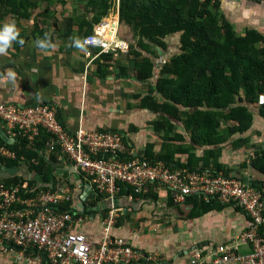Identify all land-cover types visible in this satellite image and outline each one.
<instances>
[{
    "label": "crops",
    "instance_id": "obj_1",
    "mask_svg": "<svg viewBox=\"0 0 264 264\" xmlns=\"http://www.w3.org/2000/svg\"><path fill=\"white\" fill-rule=\"evenodd\" d=\"M221 1L228 20L239 33L254 29L264 35V3ZM16 7L17 12L11 6L0 8V23L14 21L17 39L24 41L21 45L13 40L0 52V102L19 106L53 105L71 132L79 126L123 130L127 147L149 158H170L171 163L182 167L230 174L255 187L264 181V173L252 165L264 151V115L256 102L248 105L253 117L249 129L229 134L228 128H219L220 136L224 137L221 143H196L185 124L187 113L194 109L180 106L182 112L173 117L153 107L163 103L150 89L158 79L162 64L159 63L167 50L153 49L154 57L159 58L154 77L139 80L135 56L130 52L133 34L129 29H120L119 38L129 43L128 51L103 54L86 70V49L73 46L72 41L82 43L102 23L118 26L119 6L111 8L99 22L94 21L97 9H92L89 0H21ZM112 9H116L114 16ZM45 34L54 46L36 47L34 42L44 39ZM9 71L15 73V85L8 80ZM45 156L46 171L50 170L48 181L70 193L73 203L80 202L78 208L88 218L78 228L97 242L101 221L107 213L106 203L96 198L88 182L73 173L60 155L46 153ZM20 172L31 174L25 177L41 179L24 164ZM2 177L10 175L0 173ZM153 195L121 194L118 198L121 209L112 230L113 235L128 239L143 255L157 258L146 264H188L193 249L212 253L219 245L234 242L249 221L233 205L207 204L199 196L175 203L171 191L163 187L154 190ZM19 252L12 244L0 249V264H20Z\"/></svg>",
    "mask_w": 264,
    "mask_h": 264
},
{
    "label": "built area",
    "instance_id": "obj_2",
    "mask_svg": "<svg viewBox=\"0 0 264 264\" xmlns=\"http://www.w3.org/2000/svg\"><path fill=\"white\" fill-rule=\"evenodd\" d=\"M116 28L117 25L102 23L82 39L88 59L86 70L103 54L128 51L129 43L119 38ZM257 104L264 105V92L258 95ZM0 127L1 157H18V152L2 141L3 134L16 143L25 140L30 147H36L45 136L44 152L60 155L73 173L88 182L96 198L107 205L100 238L95 242L78 228L88 218L78 208L80 202L73 203L72 195L60 185H31L30 176H23L21 185L1 183L0 249L5 250L8 244L17 246L20 264H146L157 260L153 255H143L128 239L113 235L112 230L121 209L118 198L123 188L144 196L160 187L171 191L175 203L199 196L207 204L236 206L249 217L234 242L221 244L212 253L195 248L188 264H264L263 191L242 178L210 169H172L161 160L127 147L123 130L79 126L71 132L61 122L56 107L49 104L19 106L0 102ZM20 161H25L24 156ZM19 171L18 174L31 175ZM63 204H69L71 209L62 208Z\"/></svg>",
    "mask_w": 264,
    "mask_h": 264
},
{
    "label": "trees",
    "instance_id": "obj_3",
    "mask_svg": "<svg viewBox=\"0 0 264 264\" xmlns=\"http://www.w3.org/2000/svg\"><path fill=\"white\" fill-rule=\"evenodd\" d=\"M17 1L21 0H0V8L11 6L17 12ZM89 3L93 10L97 9L95 22L112 8L111 0H89ZM119 20L131 27L137 38L136 44L130 43V52L135 56L139 80L154 77L153 49L167 50L164 38L181 33L180 53L161 65L158 79L151 86L150 92H156L163 99L160 105H153L155 109L173 117L182 112L180 106L194 109L187 113L185 124L196 143L219 144L224 140L219 131L220 117L232 123L226 127L229 134L249 129L253 117L248 105L257 103L258 95L264 92L263 34L254 29L239 33L228 20L220 0H119ZM260 112L264 115V105L260 106ZM46 141L47 137L43 136L36 147L28 146L25 140L8 144L18 152V157L0 156V173L10 175L2 177L0 184L21 185L23 175L9 174L2 166L20 170L23 164L41 177L31 179L29 184L49 182L50 170L46 171L44 152ZM21 156L24 162L20 161ZM151 159L164 161L172 169L182 167L171 163L170 158ZM252 165L264 173V151ZM256 187L263 191L264 197V181ZM124 192L125 188L122 194ZM146 196L155 197L153 191ZM62 208L71 209L69 204Z\"/></svg>",
    "mask_w": 264,
    "mask_h": 264
},
{
    "label": "clouds",
    "instance_id": "obj_4",
    "mask_svg": "<svg viewBox=\"0 0 264 264\" xmlns=\"http://www.w3.org/2000/svg\"><path fill=\"white\" fill-rule=\"evenodd\" d=\"M18 36V29L16 28L14 21H6L3 23H0V52H3L5 49H7L10 46V43L15 40L18 44H23V38L17 39ZM35 46L38 48H44V47H53L54 45L50 42H48L47 34H45L44 39H37L35 42ZM73 46L78 48H83V44L79 40H73L72 41ZM8 80L15 85V73L9 71L7 73Z\"/></svg>",
    "mask_w": 264,
    "mask_h": 264
},
{
    "label": "rangeland",
    "instance_id": "obj_5",
    "mask_svg": "<svg viewBox=\"0 0 264 264\" xmlns=\"http://www.w3.org/2000/svg\"><path fill=\"white\" fill-rule=\"evenodd\" d=\"M112 1V8L116 5V7L117 6H119V4H118V1L117 0H111ZM221 1V0H220ZM216 1H214V3H215ZM213 3V4H214ZM221 3H222V1H221ZM115 10L116 9H112V11H111V14L114 16L116 13H115ZM225 13V12H224ZM120 21V20H119ZM121 26H122V28H121ZM120 29H122V31L123 30H130V31H132V29H131V27H129V26H127V25H125V24H123V23H121V22H119V24H118V26H117V28H116V30L118 31V36H120V35H122V34H120V32H119V30ZM122 37V36H121ZM132 38L134 39L133 40V42H134V44H136V40H137V38L135 37V36H133L132 35ZM164 40L165 41H167L166 43L168 44V48H167V51L166 50H164V51H166V53L164 54V58H162L161 59V62L159 63V64H163L164 62H168V60H169V58L172 56V55H174V54H177V53H180V48H181V33H177V34H173V35H168V36H166L165 38H164ZM145 55H148L147 53L145 54ZM149 56H151V53H150V55ZM154 59V61H155V64L156 63H158V60H159V58L158 57H154L153 58ZM161 64V65H162ZM228 124L230 125V124H232V123H230V121H227L224 117H220V121H219V128H221V129H223V128H226L227 126H228Z\"/></svg>",
    "mask_w": 264,
    "mask_h": 264
},
{
    "label": "water",
    "instance_id": "obj_6",
    "mask_svg": "<svg viewBox=\"0 0 264 264\" xmlns=\"http://www.w3.org/2000/svg\"><path fill=\"white\" fill-rule=\"evenodd\" d=\"M2 137H3V140H5L6 142H8L9 144H11V143H16L15 140H13V139H9L5 134H3ZM2 168H3L4 170H6L7 172H9V174H15V173L18 172V169L15 168V167L2 166Z\"/></svg>",
    "mask_w": 264,
    "mask_h": 264
}]
</instances>
